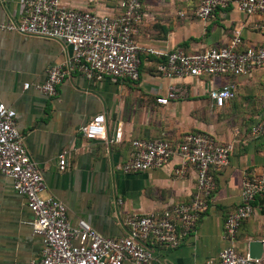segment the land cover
I'll list each match as a JSON object with an SVG mask.
<instances>
[{
  "label": "crops",
  "instance_id": "0c3cea01",
  "mask_svg": "<svg viewBox=\"0 0 264 264\" xmlns=\"http://www.w3.org/2000/svg\"><path fill=\"white\" fill-rule=\"evenodd\" d=\"M119 1L61 3L74 10L118 16ZM22 2L0 0V24L19 23L24 15ZM201 2L141 0L142 22L135 41L143 50L169 53L181 49L193 54L224 47L238 33L239 51L264 48L261 16L246 15L230 4L202 21L194 15ZM71 56V48L61 42L0 31V104L16 113L25 148L45 182L42 197L61 202L72 227L83 220L105 238L131 237V219L173 210L196 194V172L177 154L160 169L124 174L121 167L133 157L132 142L167 140L178 145L187 134L207 133L218 144L234 147L228 166L212 172L216 189L207 211L178 246L158 245L152 240L141 243L151 251L150 264L216 261L226 246L224 222L239 207L243 182L264 174V137L255 138L250 132L258 115H245L234 122V99L217 108L209 94L226 85L237 92L235 80L264 68L243 77L165 79L157 71L163 60L141 53L137 82L88 81L71 71L57 88V95L45 97L36 86L45 82L50 67L67 68ZM170 87L178 90V99L158 104L156 99L166 96ZM97 115L106 119L104 141L87 140L80 133ZM245 119L248 126H244ZM118 130L122 136L116 141ZM63 153L69 167L60 172L58 156ZM33 222L26 199L0 173V264H29L40 259L43 239L33 232ZM251 241L264 245V198L255 200L252 215L242 223L236 252L248 254Z\"/></svg>",
  "mask_w": 264,
  "mask_h": 264
},
{
  "label": "built area",
  "instance_id": "2783aa9c",
  "mask_svg": "<svg viewBox=\"0 0 264 264\" xmlns=\"http://www.w3.org/2000/svg\"><path fill=\"white\" fill-rule=\"evenodd\" d=\"M230 4L246 15H259L264 19V0H202L194 15L207 21L217 9ZM141 7V0H120L119 15L108 16L68 8L61 0H23L21 21L0 24V31L54 40L71 48L67 68L50 67L45 82L36 86L47 98L57 95V88L71 71L88 81L137 82L141 53L163 60L157 71L165 79L243 77L264 68V48L250 47L239 51L241 39L238 33L226 46L202 53L187 54L181 49L169 53L143 50L134 39L137 26L142 22ZM24 88L28 89L29 85ZM235 95V88L226 85L211 91L209 97L215 107L223 108ZM178 97V90L170 87L166 96L156 101L166 105ZM250 132L255 138L264 137V116L251 126ZM80 133L87 140H106L105 117H93L80 128ZM115 136L119 141L121 131L118 130ZM132 147V159L121 167L124 174L160 169L177 154L196 172V194L189 203L173 210L131 219V237L105 238L83 220L72 227L67 208L54 198L42 197L45 182L25 148L23 136L17 128L16 113L0 104V173L9 178L14 191L26 199L34 214L33 232L43 239L40 259L29 264H150L151 251L141 241L178 246L193 231L200 215L207 211L208 200L216 189L212 172L228 166L234 149L233 144H218L211 135L202 132L185 135L184 141L178 145L167 140H135ZM68 167L66 154H60L59 171ZM259 198H264V174L243 182L239 207L224 222L226 246L216 261L204 264H264L262 259L237 253L234 247L242 223L250 218L253 203Z\"/></svg>",
  "mask_w": 264,
  "mask_h": 264
},
{
  "label": "rangeland",
  "instance_id": "374dc122",
  "mask_svg": "<svg viewBox=\"0 0 264 264\" xmlns=\"http://www.w3.org/2000/svg\"><path fill=\"white\" fill-rule=\"evenodd\" d=\"M235 85L237 92L232 104V114L235 116L233 121L236 122L245 115L264 116V70L250 77L235 80ZM241 110H243L242 113ZM246 121L247 119H245L244 126L249 125Z\"/></svg>",
  "mask_w": 264,
  "mask_h": 264
},
{
  "label": "water",
  "instance_id": "95a60500",
  "mask_svg": "<svg viewBox=\"0 0 264 264\" xmlns=\"http://www.w3.org/2000/svg\"><path fill=\"white\" fill-rule=\"evenodd\" d=\"M107 140L110 142L109 135L107 134ZM264 245L261 241H251L248 244V255L252 259H262Z\"/></svg>",
  "mask_w": 264,
  "mask_h": 264
}]
</instances>
